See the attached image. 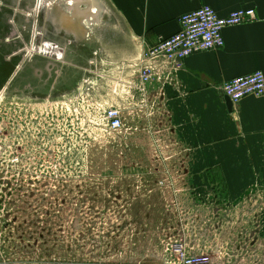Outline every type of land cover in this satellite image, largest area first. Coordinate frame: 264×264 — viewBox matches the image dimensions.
I'll use <instances>...</instances> for the list:
<instances>
[{
    "label": "rangeland",
    "instance_id": "rangeland-1",
    "mask_svg": "<svg viewBox=\"0 0 264 264\" xmlns=\"http://www.w3.org/2000/svg\"><path fill=\"white\" fill-rule=\"evenodd\" d=\"M18 14L0 84V264H264V166L210 165L224 155L188 149L164 99L128 87L140 55L122 53L107 0H18ZM112 103L117 132L102 121Z\"/></svg>",
    "mask_w": 264,
    "mask_h": 264
},
{
    "label": "crops",
    "instance_id": "crops-1",
    "mask_svg": "<svg viewBox=\"0 0 264 264\" xmlns=\"http://www.w3.org/2000/svg\"><path fill=\"white\" fill-rule=\"evenodd\" d=\"M107 2L127 37V47L122 48V53H127L128 57L140 55L160 39L176 33L180 29L181 16L203 5L213 7L221 16L238 8L255 7V20L224 28L222 47L192 53L176 69L175 63L158 60L156 64L168 76L153 81L147 94L155 92L164 99L173 130L188 149H212L224 155L222 160L210 162V165L226 166L223 160L232 159L237 160L236 163L249 162L252 166L263 167L264 94L247 95L229 110V99L223 87L234 77L257 70L264 73V0ZM98 11L94 7L91 14L96 15ZM228 152L237 157H225Z\"/></svg>",
    "mask_w": 264,
    "mask_h": 264
},
{
    "label": "built area",
    "instance_id": "built-area-1",
    "mask_svg": "<svg viewBox=\"0 0 264 264\" xmlns=\"http://www.w3.org/2000/svg\"><path fill=\"white\" fill-rule=\"evenodd\" d=\"M256 17L255 7L238 8L225 16L219 15L208 5L184 13L180 19V29L176 33L160 39L140 54L134 62L135 73L128 78V87L147 95L153 81L168 76L156 64L158 60L173 62L174 68H179L183 60L192 53L222 47L225 27L252 21ZM223 91L232 104L239 103L247 95L261 96L264 94V73L257 70L248 75L234 77L224 85ZM122 110L113 103L103 107V125L110 132H117L124 126ZM182 260L187 264H195L189 257H182Z\"/></svg>",
    "mask_w": 264,
    "mask_h": 264
},
{
    "label": "flooded vegetation",
    "instance_id": "flooded-vegetation-1",
    "mask_svg": "<svg viewBox=\"0 0 264 264\" xmlns=\"http://www.w3.org/2000/svg\"><path fill=\"white\" fill-rule=\"evenodd\" d=\"M18 15V0H0V84H2L8 72L12 70V66H15V63L18 62V55L20 52ZM45 47H50V44L47 43L44 46V50L47 51L48 49H45ZM28 51L29 50H27V53ZM11 57H13L11 63H5V61ZM16 74L17 72H14L13 76L11 74V76L7 78L4 89H8L9 85H12ZM15 81L16 79L14 80L16 84L17 81ZM2 85H4V83Z\"/></svg>",
    "mask_w": 264,
    "mask_h": 264
},
{
    "label": "bare ground",
    "instance_id": "bare-ground-1",
    "mask_svg": "<svg viewBox=\"0 0 264 264\" xmlns=\"http://www.w3.org/2000/svg\"><path fill=\"white\" fill-rule=\"evenodd\" d=\"M74 0H69V3H71V2H73ZM52 48H53V46L52 45H50V47H45V49H48L49 51H51L52 50ZM45 53H50L48 50L46 51V50H44V49H42Z\"/></svg>",
    "mask_w": 264,
    "mask_h": 264
},
{
    "label": "water",
    "instance_id": "water-1",
    "mask_svg": "<svg viewBox=\"0 0 264 264\" xmlns=\"http://www.w3.org/2000/svg\"><path fill=\"white\" fill-rule=\"evenodd\" d=\"M228 107H229V110H232V102L230 100H228Z\"/></svg>",
    "mask_w": 264,
    "mask_h": 264
}]
</instances>
